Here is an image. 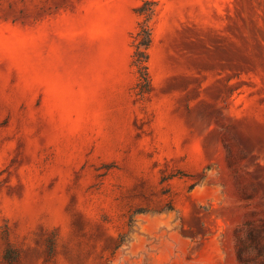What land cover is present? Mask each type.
Returning <instances> with one entry per match:
<instances>
[{
  "label": "rangeland",
  "instance_id": "obj_1",
  "mask_svg": "<svg viewBox=\"0 0 264 264\" xmlns=\"http://www.w3.org/2000/svg\"><path fill=\"white\" fill-rule=\"evenodd\" d=\"M144 1L0 0V264H264V0Z\"/></svg>",
  "mask_w": 264,
  "mask_h": 264
},
{
  "label": "trees",
  "instance_id": "obj_2",
  "mask_svg": "<svg viewBox=\"0 0 264 264\" xmlns=\"http://www.w3.org/2000/svg\"><path fill=\"white\" fill-rule=\"evenodd\" d=\"M153 4V0H145L143 5L136 8L137 14L143 17V19L138 22L134 34L135 49L133 54V64L139 75V80L137 82L139 94L149 92L151 87L148 63L150 58L149 49L152 44V27L150 25V19L155 11ZM15 261V257L10 258V264H13Z\"/></svg>",
  "mask_w": 264,
  "mask_h": 264
}]
</instances>
